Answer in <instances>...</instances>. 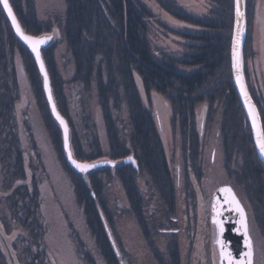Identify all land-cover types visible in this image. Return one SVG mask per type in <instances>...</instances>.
Instances as JSON below:
<instances>
[{"label":"rangeland","instance_id":"rangeland-1","mask_svg":"<svg viewBox=\"0 0 264 264\" xmlns=\"http://www.w3.org/2000/svg\"><path fill=\"white\" fill-rule=\"evenodd\" d=\"M142 1L154 14V18L147 22V26H149L147 34L153 58L167 65L177 64L179 66L180 62L199 50L202 41L199 36L205 33L203 28L173 18L161 8L157 0ZM176 1L182 6L183 10L194 16L207 18L215 11V7L208 0ZM65 2L66 0H36L37 18L46 25L42 35H54L53 43L49 46V49L53 53L56 73L64 85L65 106L68 108L69 117L75 123L83 149L88 150L87 145H91V143L98 140L100 146L104 148L103 150L107 151L108 137L104 126L105 115H103L101 105H99V97L93 89L91 90V96L82 95L81 86H79L80 88L76 87L75 81H73L75 76L74 63L66 48L64 33L60 29V22L63 21L66 11ZM249 11L251 18H247V22L250 23L247 30V43L250 44V47L248 45L245 54L247 55L246 62L244 60V66H247L248 72L249 67L253 66V62L257 63L259 69L264 68V42H262L264 36V0H254L253 8H250ZM176 60L178 61L172 62ZM22 64L20 54L16 52L14 61H10L6 73L11 76L15 65L16 75L18 76L17 83L13 82L12 76V81L2 78L0 82L1 85L7 82L10 90L13 89L14 91L15 103L12 106L14 107V115L11 120L16 125L15 130L17 131V134H14L12 130L13 135L4 138L5 141L0 136V228L11 240V244L15 239L16 247L12 245L14 252L18 254L17 261L20 264H32L34 261L31 263L30 261L33 259H37L36 263L33 264H110V261H106L102 255L101 242H103V244L106 243V246H110L111 251L114 250L112 252L115 261L112 264H175L174 253L180 260V264H216L215 245L214 241H211V233L214 230L212 231L206 226L209 221H205L203 225L201 223V219L207 217L209 210L205 208L207 211L205 213V210L201 211L199 207L200 210L198 211L196 209L197 205H194L196 210L188 212L189 215L194 216L195 214V219L198 217L200 220V223H195L203 231L200 241L193 242L192 239H185L193 232L190 227L184 231H178L176 234H170L165 229L168 222L166 220V217L168 218L167 214L161 216L158 214V210L163 204L167 205V201L159 195L160 193L146 175L139 177L138 189L141 193L138 201L133 203L128 198V191H124L123 183L120 180L111 177L109 172L100 173L101 196L104 199L102 203L109 208V211L107 213L103 212V204L97 206L98 220L106 229L101 230L100 236L92 233L91 228L87 225V216L84 214V209L78 203L80 197L75 190V176L73 177L74 174L68 169L64 163L65 161H62L65 158V151L63 150L61 129L57 126L54 118L51 117L55 127L57 126V129H59L60 138H55L49 126V121L43 113L44 107H41L40 97L37 96L36 90H34ZM47 68L49 72V64H47ZM179 69L183 72L189 70L183 68V66H179ZM4 72L5 70L0 63V76L4 75ZM49 75L51 77L50 72ZM259 82L264 93L263 77L260 78ZM248 86L250 87L249 83ZM141 92L143 102L150 105L152 111L155 108L156 111L158 110L156 121L159 122L160 133L164 136L166 154L171 156L170 166L172 168L176 167L175 158L180 159V153L177 152L176 148L183 146V138L177 130L176 133H172V128L170 129V125H172L170 123L171 114L165 112V110L167 111L166 102L157 94L152 97L150 102V97L147 99V94L142 89ZM45 102L47 105L46 96ZM202 106L206 108L205 105ZM221 110H224V119L230 121L236 127L234 130L239 133L240 139H242L244 131L241 129V120L236 124L237 121L232 117L233 115L226 113L228 111L225 107ZM122 116L124 118L115 117L116 124L119 126V133L127 137L126 135L131 129L129 128L127 114L124 113ZM214 117L217 118V115ZM66 118L73 130L70 124L71 121L68 117ZM214 119H212L214 122L216 121L214 129L218 130V121ZM235 136L229 134V139H234ZM17 138L20 146H17L14 150L16 153H21V160L27 173L25 177L17 175V171L14 173L9 170L3 160L4 143L12 142L14 144ZM108 156L109 154L106 152L103 158ZM245 158L243 156L240 160L242 164ZM238 161L236 157L229 160L227 168L226 165H223L222 169L214 170L213 174L221 182L224 180L229 182L234 187L237 196L244 203H248L247 194L250 195L247 191L248 186L246 182L241 180L242 176L240 178L239 175H235L238 169L234 168L238 167ZM6 163H8V158ZM34 168H36V173L33 171ZM111 172H116V170ZM32 182L39 184L38 189L35 188ZM178 188V198L172 210L180 214L178 208L180 204L182 207L186 204V194L187 192L191 193L193 188H191L190 183H188L186 189L183 184L179 185ZM35 190L41 195L42 201L38 204L36 202L39 200H36L39 195L35 193ZM25 193L33 195L34 199L32 201L35 202L31 203L30 210L27 212L26 208L22 206V197ZM93 194L96 196V192ZM209 195V192H199L196 198L200 206L208 199L207 196ZM252 195L255 196L253 193ZM250 199L252 200L253 197L250 196ZM250 205L252 207V203ZM260 205H264V201H260ZM254 209L258 211L259 207L256 206ZM25 212L26 215H24ZM33 212H36V214L31 215ZM21 216L30 217L29 222L27 220L28 226H23L20 222ZM251 221L252 238L254 239L255 250H257L256 264H264L258 259L259 256L264 255V238L261 235L260 224L256 223L253 218ZM24 227L27 228V231ZM18 237L21 240H18ZM0 251L6 257L3 249L0 248ZM6 264H8L7 261Z\"/></svg>","mask_w":264,"mask_h":264},{"label":"trees","instance_id":"trees-1","mask_svg":"<svg viewBox=\"0 0 264 264\" xmlns=\"http://www.w3.org/2000/svg\"><path fill=\"white\" fill-rule=\"evenodd\" d=\"M35 1L11 0V4L24 30L32 35H39L44 33L46 25L37 18ZM208 1L215 7V11L209 17L203 18L183 10L176 0H157L161 8L173 18L205 30V33L199 36L202 40L199 50L179 63V66L189 69L187 72L179 69L177 64L167 65L153 58L147 34L149 29L147 22L154 18V14L142 0H66L65 2L66 11L63 21L60 22V29L64 33L66 48L74 63L75 76L73 81H75L76 87L80 88L79 86H81L84 96H91L92 89L96 91L99 97V105H101L103 115H105L104 126L108 137L107 151L103 150L104 148L100 146L98 140L87 145L88 150L83 149L75 123L69 117L68 108L65 106L64 85L56 73L53 53L50 52L49 47L45 48L42 53L46 64H49L57 106L64 117L69 118L73 128L72 145L75 155L81 161H94L97 157L102 158L106 152L109 154L108 157L114 160L133 155L138 163L137 168L127 164L117 167L116 172H111L112 170L108 168L101 169L102 171H94L88 175L90 183H87L63 158L62 161H65L68 169L74 174L73 177L75 176V190L80 197L78 203L83 207L84 214L87 216V225L94 235H99L101 230L106 229L98 220L99 216L96 213L98 205L102 206L103 204L104 206L99 182L100 173L109 172L111 177L120 180L124 184H122L124 191H128V198L133 203L138 201L141 193L138 189L139 177L146 175L160 193L159 195L168 203V207H164L165 204H163L158 210L159 216L166 214V211L172 212L176 202L171 178L173 170L169 165L167 149L163 145L162 135L158 130L156 116L153 113L154 109L152 111L150 105L143 102L141 89L147 94V99L150 97V102L156 94L166 102L169 112H171V123L174 130L172 133L178 131V134L184 139L186 148L190 146V132L195 134L197 109L205 105L211 117L217 112L223 115L224 110L221 109L225 107L228 111L226 113L233 115L232 117L237 121L236 124L241 120V129L244 131V137L241 140L245 146L247 145V152H252L251 160L259 161L264 173V164L261 163L257 152H255L252 131L233 84L230 43L234 24V1ZM253 3L254 0H248L247 18L251 16L249 10ZM247 40L243 51L245 62L248 45L250 47ZM16 52L20 54L27 76H29L37 96L40 97L41 107H44L45 118L49 121L55 138L58 139L60 138L59 129L57 126L55 127L49 107L46 105L37 64H35L27 47L17 39L0 3V63L5 70L4 75L0 76V82L2 78L12 81V76L13 82L17 83L18 76L15 65L11 76L6 73L10 61H14ZM245 74L248 81L247 66ZM84 96L82 97L86 100ZM14 99V91L13 89L10 90L7 82L3 85L0 84V110L5 114L13 113ZM81 100L83 102L82 98ZM124 113L127 114L131 129L128 131L127 137L119 133V126H117L115 119V117L124 118L122 116ZM262 119L264 128V118ZM224 121L227 131L232 132V136L239 137V133L234 130L236 127L230 121L225 119ZM192 143L194 146L199 145L197 140H193ZM238 143L234 142V145ZM56 145L58 146V144ZM17 146H20L18 141L14 144L10 142L9 146H6L5 153L8 154L5 159L8 157L11 161L14 159V162L8 161V169L14 173L17 171V175L24 176L21 174L24 169L21 153L17 152L16 157L15 152H12V148H17ZM11 166L13 167L11 168ZM33 184L38 189L39 184L37 182ZM260 189L262 190L258 192V195L253 196L251 188H249V196L262 200L264 198V184L258 187L257 191ZM95 192L96 196L93 194ZM35 193L39 195L36 200H39L36 202L38 204L42 201L41 195L37 191ZM187 194L191 193L187 192ZM32 199H34L33 195L23 194L22 206L26 208V212L30 210L31 203H35ZM108 211L109 208L104 206L103 212L107 213ZM36 212L31 215L36 214ZM259 214L257 213L259 220H255V222L260 224L261 235L264 238V218L261 219ZM29 218L21 216L20 222L23 226H28L27 220L29 222ZM147 223L149 224V222ZM24 228L27 231V228ZM99 240L101 242V237ZM101 245L103 257L106 261H110V264L114 263L115 256L112 252L114 250L111 251L110 246H106V243L101 242ZM174 255V263L180 264L177 255L175 253ZM36 261L37 259H33L30 263H36ZM0 264H6L2 251H0Z\"/></svg>","mask_w":264,"mask_h":264},{"label":"flooded vegetation","instance_id":"flooded-vegetation-1","mask_svg":"<svg viewBox=\"0 0 264 264\" xmlns=\"http://www.w3.org/2000/svg\"><path fill=\"white\" fill-rule=\"evenodd\" d=\"M257 5V4H256ZM249 8V4H247V9ZM253 8V6H251ZM262 42H264V36L262 38ZM253 66L249 67V77H248V83L250 85V91L252 98L255 99V102L260 108L261 116L264 118V93H263V87H261V84L259 82L260 78L263 77V84H264V68L259 69L257 63L255 64L253 62ZM261 70V71H260ZM14 105V103H13ZM14 108V107H13ZM206 108L201 106L197 109V114L195 118V134L190 132L189 137V148H186L184 144V139L182 140V147H177L176 150L179 154V158H175V165L176 167H171V170H173V174H171L172 183H173V194L175 196V199L177 200L178 194H179V185L183 184L184 188L186 189L187 184L190 183L191 188H193L191 194H186V199L188 200L186 204L182 207L180 204L178 208V212L180 214H177L176 211H166V214L168 218L166 217L167 222V228L166 231L170 234H176L178 231H184L187 228H191L193 230L192 234L190 236H186L185 239H192L193 242H198L201 240V235L203 231L200 227H197L195 223H200V220L198 217L195 219V214L189 215L188 212H194V210H200L203 211L205 208L209 210V214L207 217L202 218V225L205 223V221H209L208 225L212 231L211 233V241H214L215 245V263L221 264L220 262V252L218 249V238L221 234V230H219L220 223H224L225 230H228L230 233L229 238V245L232 248L234 245H238L239 242L237 241V238L241 237L243 234H245V228L244 224H247V233L250 235V238L253 241V250H254V257L253 261L254 264H256V252L255 250V243L251 228L252 218L253 220H259L257 218V213L259 214L261 219L264 218V205H260V201H264V198L262 200H259L257 198L250 199V196H248V203H244L239 196H237L236 191L234 187L224 180L221 182L217 176H215L214 170L218 171L222 169L223 165H228L229 160H232L233 158H237L238 161V167L234 169H238L235 175H239L241 180L246 182V185L248 186L247 191H249V188H251L252 193L256 196L258 195V192H260L262 189L258 190V187H261L264 183V173L263 169L261 167V164L256 162L255 160L252 161L251 158L253 157L252 152H247V145L245 146L244 142L240 139V136L236 139L230 138L229 134L232 135V132L227 131L225 125H224V116H220V112L216 113L217 118L214 117L215 115H211L209 113H205L208 111H205ZM168 110L167 105V111L165 112L171 114ZM221 111V110H219ZM154 113L156 118L158 119V110L156 111V108L154 109ZM223 114V112H222ZM14 115V112L11 114H5L2 110H0V136L1 139L6 138L7 136L13 135L12 130L14 131V134H17L16 125L13 124L12 116ZM216 119L218 121V130L215 128L214 125H216V121L214 122L212 119ZM214 119V120H215ZM171 120V117H170ZM158 124V130L160 132V124L158 121H156ZM171 123V121H170ZM172 124V123H171ZM208 124V125H207ZM172 128V125H170V129ZM173 130V128H172ZM182 134V133H181ZM161 135V133H160ZM183 136V134H182ZM10 139V138H9ZM161 139L164 143V136H161ZM19 139L17 138L16 141ZM193 140L198 141V146H194L192 143ZM5 141V139H4ZM19 142V141H18ZM234 142H239L237 145H234ZM9 142H5L3 145V160L4 164H6V167L8 168L7 159H5L6 155L8 153H5L6 146H9ZM164 145V144H163ZM12 152H15L14 148H12ZM16 154V152H15ZM244 157V163H241V159ZM17 157V154H16ZM171 156H169L168 161L170 165ZM9 162H14L15 160L8 157ZM138 164V163H137ZM131 165V164H130ZM34 172L36 173V168H34ZM24 175L27 174L26 170L23 169V172L21 173ZM227 175V174H225ZM229 176V175H228ZM231 176V175H230ZM224 178V176H222ZM234 179L235 177L232 176ZM225 179V178H224ZM236 180V179H235ZM33 184V182H32ZM242 184V183H241ZM227 187V188H225ZM231 189L233 194L235 195L236 200L239 201L240 206L244 210V214L242 215L240 211L237 210V206L235 202L233 201V195H228V191H220V193H217L218 190L221 189ZM199 192H209L210 195L207 196V200L199 205L196 196L199 195ZM169 193V192H166ZM167 197V196H166ZM260 197V196H259ZM252 203V207L250 205ZM196 206V209L194 207ZM259 207L258 211H255L254 207ZM164 207H168L165 205ZM200 207V209H199ZM218 208L219 212L218 213ZM263 208V209H260ZM238 212V216H233V218L228 217L229 215H232V212ZM205 213L207 211L205 210ZM164 214V215H166ZM221 222H220V221ZM259 256V255H258ZM259 261H262L264 263V255L261 257L259 256Z\"/></svg>","mask_w":264,"mask_h":264},{"label":"water","instance_id":"water-1","mask_svg":"<svg viewBox=\"0 0 264 264\" xmlns=\"http://www.w3.org/2000/svg\"><path fill=\"white\" fill-rule=\"evenodd\" d=\"M233 28H232V38H231V69H232V77L233 84L236 88L238 98H240V102L242 105V109H244L247 120L250 124V130L252 131V140L254 141L255 150L258 153V157L262 163H264V154H261L260 143L264 142V130H263V121L261 119L259 108L256 105L255 100L251 97L249 87L247 85V79L245 76V66H244V47L245 41L247 38V30H248V22H247V0H233ZM3 11H5L8 22H10L13 32L16 34L17 39L23 43L30 54H32L35 64H37L39 75H41L42 86L44 90V95L46 96L47 105L50 109L51 117L57 123V126L61 129L62 139H63V150L65 151L66 161L69 163L70 167L76 171L85 182L90 183L88 180V175L90 173H94V171L111 168L112 170H116L117 166H124L126 164H131L134 168H137L138 164L136 159L133 156H126L124 159H110L108 157L98 158L94 161H83L81 162L76 158L75 150H73L72 145V129L69 126V122L66 117H64L57 107L56 96H54L53 86L51 85V77L48 72L47 64H45L44 56L42 51L49 47L53 43L54 35L43 34V35H31L26 32L19 22V19L16 15V12L13 10L11 1L8 0V3L12 10V15L16 18V23H13L12 16L8 14V10L4 8L2 0H0ZM237 7L239 8V12L237 11ZM17 25H19L20 31L17 30ZM23 32L24 35H21ZM24 36H28L32 38V42L30 43L28 40L24 38ZM50 37V39H49ZM43 39V43H36V40ZM39 53V56L37 55ZM259 141V142H258ZM95 165V167H89L87 170H82L77 165ZM219 190L217 193H220ZM233 195V194H232ZM232 212V215L228 217L233 218V216H238V212ZM218 213L219 208H218ZM220 221V220H219ZM221 222V221H220ZM219 230H221V234L218 238V249L220 252V262L221 264H241L247 262V253L249 252V241L251 242V251L252 255V264H254V250L253 243L250 235L243 234L237 241L238 245H234L232 248L229 245V236L230 233L228 230H225L224 223H220ZM0 240L2 244V249L5 252V259L8 264H20L19 261L16 260L14 250L12 249L11 240L7 237L6 233L0 228ZM222 242V243H221Z\"/></svg>","mask_w":264,"mask_h":264},{"label":"snow or ice","instance_id":"snow-or-ice-1","mask_svg":"<svg viewBox=\"0 0 264 264\" xmlns=\"http://www.w3.org/2000/svg\"><path fill=\"white\" fill-rule=\"evenodd\" d=\"M2 3H3V6L4 8H6L8 10V14L10 16H12V19H13V23H16V18L14 15H12V10H11V7L8 3V0H2ZM237 11L239 12V8L237 7ZM17 30L20 31L19 29V25H17ZM21 35H24L23 32H21ZM24 38L26 40H28L30 43L32 42V38L31 37H28V36H24ZM50 39V37H49ZM44 40L43 39H39V40H36V43H43ZM37 55L39 56V53L37 52ZM259 142V141H258ZM260 143V149H261V154H264V142H259ZM77 167H80L82 170H87V168L89 167H95V165H77ZM221 191H228V192H231V189H221ZM233 201L235 202L236 206H237V210L241 212V214L243 215L244 214V210L243 208L240 206L239 204V201L236 200L235 198V195L233 194ZM244 228H245V234H247V224L245 223L244 224ZM222 243V242H221ZM251 242L249 241V252L247 253V262L246 264H252V251H251ZM241 264H244V262H241Z\"/></svg>","mask_w":264,"mask_h":264},{"label":"bare ground","instance_id":"bare-ground-1","mask_svg":"<svg viewBox=\"0 0 264 264\" xmlns=\"http://www.w3.org/2000/svg\"><path fill=\"white\" fill-rule=\"evenodd\" d=\"M14 240H15V239H14ZM14 240L12 241V244H13V245H15V241H14ZM18 240H21V239L18 237ZM12 244H11V245H12ZM13 245H12V249H14ZM15 247H16V245H15ZM0 248L2 249L1 240H0ZM14 254H15V257H16V260H17V255H18V254L15 253V252H14Z\"/></svg>","mask_w":264,"mask_h":264}]
</instances>
